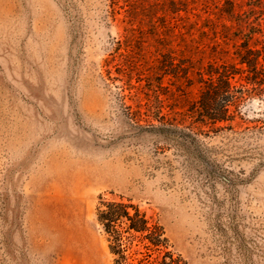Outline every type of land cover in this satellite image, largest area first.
Returning <instances> with one entry per match:
<instances>
[{"label":"rangeland","instance_id":"rangeland-1","mask_svg":"<svg viewBox=\"0 0 264 264\" xmlns=\"http://www.w3.org/2000/svg\"><path fill=\"white\" fill-rule=\"evenodd\" d=\"M188 3L0 0V264H117L107 200L161 228L153 257L264 264V96L217 131L166 125L201 84L158 68L209 61L189 34L225 17L226 0Z\"/></svg>","mask_w":264,"mask_h":264},{"label":"trees","instance_id":"trees-1","mask_svg":"<svg viewBox=\"0 0 264 264\" xmlns=\"http://www.w3.org/2000/svg\"><path fill=\"white\" fill-rule=\"evenodd\" d=\"M181 1L183 10L188 12L189 0ZM225 7L222 11L226 18L211 12L213 16L207 20L212 24L198 27V37L195 32L189 34L200 52L206 53L212 48L209 61L204 62L206 56L197 62L189 57V62L179 65L168 55V60L158 68L164 76L182 78L187 87L192 86L195 79L201 84L200 96L189 105L187 115L179 119L168 116L169 128L196 135L223 129L222 124L235 120L253 97L264 96V0H226ZM97 216L109 236L117 264L181 263L182 259L169 251L162 258L153 257L162 247H167L168 239L159 238L161 228L151 224L137 205L102 201ZM129 238L140 240L147 250L137 263L131 262L127 253Z\"/></svg>","mask_w":264,"mask_h":264}]
</instances>
